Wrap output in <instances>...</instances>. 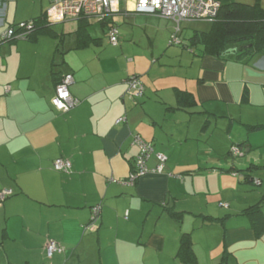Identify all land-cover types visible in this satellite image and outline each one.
Here are the masks:
<instances>
[{
	"label": "crops",
	"instance_id": "0c3cea01",
	"mask_svg": "<svg viewBox=\"0 0 264 264\" xmlns=\"http://www.w3.org/2000/svg\"><path fill=\"white\" fill-rule=\"evenodd\" d=\"M52 1L0 0V35L42 16ZM111 23L119 31L116 47L108 26L94 29L90 22L81 35L76 19L53 25L56 37L0 45V190L14 192L0 207V264H184L176 257L184 234H191L197 264H264V233L258 237L243 215L263 198V181L253 192L224 154L202 163L181 158L178 149L193 140L198 116L210 123L228 118L226 149L234 123L264 125V55L238 62L206 56L202 45L193 51L190 43L173 46L176 23L137 13L133 2L120 4ZM127 49L133 59L121 66L115 54L124 57ZM67 74L81 104L61 113L52 100L57 80ZM131 75L144 84L141 98L127 93ZM178 91L191 93L197 105L176 109ZM121 118L126 122L118 123ZM134 135L168 160L162 174L132 186L123 182L140 152ZM239 140L248 142L246 161L260 160L254 166L264 170V141ZM58 158L71 161L70 173L54 170ZM157 165L152 155L148 166ZM49 242L65 251L48 259Z\"/></svg>",
	"mask_w": 264,
	"mask_h": 264
},
{
	"label": "trees",
	"instance_id": "16d2710c",
	"mask_svg": "<svg viewBox=\"0 0 264 264\" xmlns=\"http://www.w3.org/2000/svg\"><path fill=\"white\" fill-rule=\"evenodd\" d=\"M216 1L220 4V9H219L217 17L215 18L214 21H212L211 30L207 33L195 32V34L191 37L190 45L187 48L193 51L192 48L202 45L201 51L206 56H211V57H216V58H233L238 62H245L251 57L255 56L256 54L264 55V8L262 7L261 0H255V3L253 5L244 4V3L239 2L238 0H216ZM112 16L113 14L108 16L105 20H96V19H92L88 17L79 18L77 20L78 21V33L81 35L83 33H86L91 20H94V21L96 20L97 22L101 23L103 26L104 25L108 26L107 35H108V39L110 42L109 32L112 29H116L118 31L117 26L111 23ZM26 22H32L33 25L31 29L27 31L25 29L22 30L24 32H28L25 39H18L16 37H13L10 39L2 38L5 32H7L8 30L12 28H15V27L17 28L21 24L19 23L13 27L8 28L5 32H3L0 35V45L4 43L19 41V40H26V41L34 42L37 40L39 36H44V35L56 37V34L54 33V30H53V25L49 24L47 17H46V13L38 18L31 19ZM19 31L20 30L16 31L17 34ZM118 34H119V31H118ZM111 45L114 46L113 44ZM118 45H119V41H118ZM79 47L80 48L85 47L84 43L80 42ZM233 48L237 49L236 53L234 54L227 53L229 49H233ZM67 75H71V74H67ZM65 76L66 75H64L63 77L57 80L55 84V88L59 83H61L62 79ZM132 77L136 78L143 85V88H144V84L141 82L139 77L136 75H131L125 81L127 89H128L127 82ZM144 92H145V88L143 90L142 95L139 97H135L129 93L128 94L137 99V98H141L144 95ZM177 100H178V103H177L176 109H179V110L190 111L197 105V102L194 96L191 93L186 92V91H178ZM54 109L56 108L54 107ZM193 113L195 112H192V114ZM209 125H210V120L207 119L206 122L204 123L203 129L206 130L209 127ZM246 129H248L249 132L260 131V130H264V125H255V126L248 125L246 126ZM136 136L138 135H134L133 138ZM248 147L249 145L247 141L240 143L238 146H235L233 144L231 146V150H229L228 152V155L233 156L234 158L240 157V156L244 157L245 154L242 152V148H248ZM153 149H154V146H153ZM156 154L158 153L155 152V149H154L153 155L155 156ZM54 162H53V165H54ZM253 168L259 169L258 166L251 165L244 171L250 172V170ZM134 169H136L135 163L133 165L132 172L134 171ZM260 169H263V168L260 167ZM219 170L224 171L223 169H219ZM235 171H237L240 174V176L243 177V179L245 180L244 181L245 183H250V184L253 183L256 186H261V180H255L250 174H247V173L241 174V172H244V171H241V170L239 171L238 169H236ZM227 172H232V169L227 170ZM257 181L259 185H257ZM137 182L138 181H136L135 184ZM263 205H264V196L259 203L247 208L243 212V215L249 218L251 225L258 237L264 233V214L262 211ZM168 213L173 218L178 219V220H181V218L183 217L182 213H177L173 210H168ZM204 218L210 222H214V221L221 222V219H216L212 217H204ZM64 251H65V248H64ZM176 257H177V260H179L181 263L197 264L196 256L193 251V241L191 238V234H184L182 236L180 240L179 250H178ZM224 261H226V256L224 257L223 262Z\"/></svg>",
	"mask_w": 264,
	"mask_h": 264
},
{
	"label": "built area",
	"instance_id": "2783aa9c",
	"mask_svg": "<svg viewBox=\"0 0 264 264\" xmlns=\"http://www.w3.org/2000/svg\"><path fill=\"white\" fill-rule=\"evenodd\" d=\"M123 2H133L135 11L145 15H155L162 18L172 20L176 23V34L172 37L171 44L179 45L177 33L180 31L182 22L206 20L214 21L218 15L220 4L216 0H53L51 7L48 9L46 17L51 25L63 23L69 19L88 17L96 20H105L108 16L118 11V7ZM1 6V4H0ZM32 22H22L17 28H12L3 34V39L16 37L25 39L28 32L22 30L31 29ZM18 34L16 31H18ZM111 44L118 45L119 34L116 29L109 32ZM73 83V77L66 75L61 83L55 88V95L52 100L53 106L62 113L71 112L81 104V101L75 98L69 87ZM127 93L135 97H139L143 93V85L134 77L127 82ZM9 91V87H6ZM119 122H126V118H121ZM133 144L138 145L140 153L135 160L136 169L131 172L127 181L124 184L134 185L136 181L151 175L162 174L167 163V157L164 154L158 153L155 155L158 165L154 169H150L148 161L154 154V149L151 143L145 142L140 136L133 138ZM54 170L62 173H70L72 163L68 159L60 158L54 162ZM257 185L258 181H257ZM14 192L12 189L0 190V207L3 203L12 197ZM101 207L93 209L92 220L95 221L99 217ZM64 252V247L56 242H49L46 247V254L49 259L55 254Z\"/></svg>",
	"mask_w": 264,
	"mask_h": 264
},
{
	"label": "rangeland",
	"instance_id": "374dc122",
	"mask_svg": "<svg viewBox=\"0 0 264 264\" xmlns=\"http://www.w3.org/2000/svg\"><path fill=\"white\" fill-rule=\"evenodd\" d=\"M182 25H183V33L178 38L181 41V43L188 44V45L190 43V40L188 38L191 35L193 36L195 32L207 33L212 28V22L206 21V20L183 22ZM90 27H93L94 29H96L98 27H101V25L96 20L95 21L91 20ZM184 34H187L186 37L184 36L187 42L182 41L180 39V38H183ZM172 45L181 46L182 44H179V45L172 44ZM124 55L125 56L123 57V55H121L120 53L115 54V56L119 57L118 63L121 66H125V64L130 62V59H133V54L129 52L128 49ZM247 114L248 116L251 117L249 113ZM259 117H260V121H264V115H259ZM194 118H195L194 120L196 121V117ZM197 118L198 120H202V122L201 124L193 123V126H191L189 134L192 135L191 137H193V140H190L186 142L185 144H181L178 147V149H181V158L193 156L195 159H198V157H201V159L203 160L202 161L203 163L206 161L207 158L218 157L219 155L224 154L225 158L227 157L229 161L234 163L237 169L242 170V171L246 170V168L250 165V163L253 165L262 163L260 162V160L255 161L251 159H250L251 160L250 162L249 161L247 162L246 157L248 155L246 154V150H247L246 148H242V152L245 154L244 157L240 156V157L234 158L233 156L228 155L229 150H231L230 148L231 144L229 145L228 149H226L224 146L225 145L224 136L227 135L226 131L229 125L228 118L226 117L222 118V116H219L217 118H212V121L209 127L203 131H201V129H203L204 123L206 122L207 119L203 116H198ZM199 118H202V119H199ZM250 135L251 137H255L256 139H260L261 141H264V130L249 132L248 129H246V127L239 125L238 123H234V125L231 128L230 138L235 146L239 145L241 141L239 139H243L244 141L248 139L250 141ZM227 138L230 141L229 136H227ZM258 152L262 153L263 149H258ZM246 173L247 174L249 173L250 175H252L254 179H259L263 181V184H264V170L262 169L258 170V169L253 168L250 170V172L247 171ZM198 174H201V173H198ZM210 183L212 182L210 181ZM243 186L246 188H249L253 192L260 191L262 188L261 186L254 185L253 183L252 184L243 183Z\"/></svg>",
	"mask_w": 264,
	"mask_h": 264
},
{
	"label": "water",
	"instance_id": "95a60500",
	"mask_svg": "<svg viewBox=\"0 0 264 264\" xmlns=\"http://www.w3.org/2000/svg\"><path fill=\"white\" fill-rule=\"evenodd\" d=\"M236 51H237V49H236V48H233V49H229V50L227 51V53H229V54H234V53H236Z\"/></svg>",
	"mask_w": 264,
	"mask_h": 264
}]
</instances>
